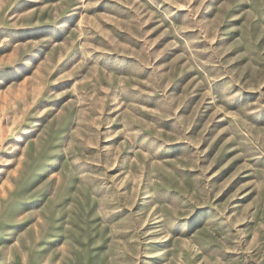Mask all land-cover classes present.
I'll return each mask as SVG.
<instances>
[{"label": "rangeland", "instance_id": "rangeland-1", "mask_svg": "<svg viewBox=\"0 0 264 264\" xmlns=\"http://www.w3.org/2000/svg\"><path fill=\"white\" fill-rule=\"evenodd\" d=\"M264 0H0V264H258Z\"/></svg>", "mask_w": 264, "mask_h": 264}, {"label": "water", "instance_id": "water-1", "mask_svg": "<svg viewBox=\"0 0 264 264\" xmlns=\"http://www.w3.org/2000/svg\"><path fill=\"white\" fill-rule=\"evenodd\" d=\"M258 264H264V256L260 259V261L258 262Z\"/></svg>", "mask_w": 264, "mask_h": 264}]
</instances>
